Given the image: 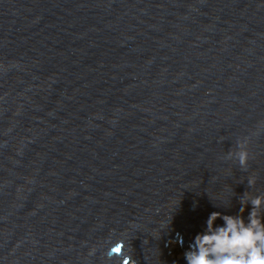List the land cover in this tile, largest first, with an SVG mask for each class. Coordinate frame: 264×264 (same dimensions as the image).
<instances>
[{
	"label": "water",
	"instance_id": "water-1",
	"mask_svg": "<svg viewBox=\"0 0 264 264\" xmlns=\"http://www.w3.org/2000/svg\"><path fill=\"white\" fill-rule=\"evenodd\" d=\"M242 139L246 171L225 159ZM246 190L264 0H0V264H118L117 240L186 264L166 240L188 250Z\"/></svg>",
	"mask_w": 264,
	"mask_h": 264
},
{
	"label": "clouds",
	"instance_id": "clouds-1",
	"mask_svg": "<svg viewBox=\"0 0 264 264\" xmlns=\"http://www.w3.org/2000/svg\"><path fill=\"white\" fill-rule=\"evenodd\" d=\"M247 144V139L239 140L236 148L225 156L237 161L245 171L250 159ZM257 179L255 174L248 176L249 189L255 188ZM218 198L224 199V196ZM238 203L235 215L219 211L209 214L204 230L195 235L184 253L186 264H264V193L246 190ZM218 220L222 223L217 224ZM106 255L109 259L115 258L118 264H136L123 240L113 243Z\"/></svg>",
	"mask_w": 264,
	"mask_h": 264
},
{
	"label": "bare ground",
	"instance_id": "bare-ground-1",
	"mask_svg": "<svg viewBox=\"0 0 264 264\" xmlns=\"http://www.w3.org/2000/svg\"><path fill=\"white\" fill-rule=\"evenodd\" d=\"M166 245L164 246L166 248V251H168L167 255L172 260H178L183 257V253L185 252L179 245V242L176 239L168 238L166 240Z\"/></svg>",
	"mask_w": 264,
	"mask_h": 264
}]
</instances>
